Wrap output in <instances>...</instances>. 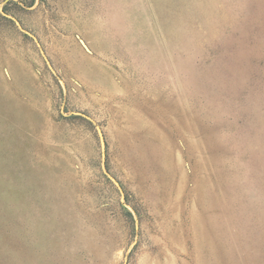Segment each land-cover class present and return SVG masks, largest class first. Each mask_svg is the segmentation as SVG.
<instances>
[{
	"label": "rangeland",
	"instance_id": "rangeland-1",
	"mask_svg": "<svg viewBox=\"0 0 264 264\" xmlns=\"http://www.w3.org/2000/svg\"><path fill=\"white\" fill-rule=\"evenodd\" d=\"M0 264H264V0H0Z\"/></svg>",
	"mask_w": 264,
	"mask_h": 264
}]
</instances>
